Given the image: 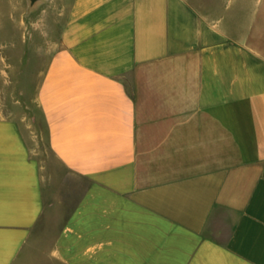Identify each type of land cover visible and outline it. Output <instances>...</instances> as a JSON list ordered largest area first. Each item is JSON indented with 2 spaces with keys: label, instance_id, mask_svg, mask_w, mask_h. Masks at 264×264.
Instances as JSON below:
<instances>
[{
  "label": "crops",
  "instance_id": "crops-1",
  "mask_svg": "<svg viewBox=\"0 0 264 264\" xmlns=\"http://www.w3.org/2000/svg\"><path fill=\"white\" fill-rule=\"evenodd\" d=\"M30 2L0 264H264V0Z\"/></svg>",
  "mask_w": 264,
  "mask_h": 264
},
{
  "label": "rangeland",
  "instance_id": "rangeland-1",
  "mask_svg": "<svg viewBox=\"0 0 264 264\" xmlns=\"http://www.w3.org/2000/svg\"><path fill=\"white\" fill-rule=\"evenodd\" d=\"M31 6L30 0H0V112H13L17 118L38 113L34 94L42 59L35 48L43 40L41 34H31V29L26 33V13ZM37 8L34 17L39 19L41 7ZM15 18L23 22L20 32L13 25ZM27 43H33L34 50H28Z\"/></svg>",
  "mask_w": 264,
  "mask_h": 264
}]
</instances>
